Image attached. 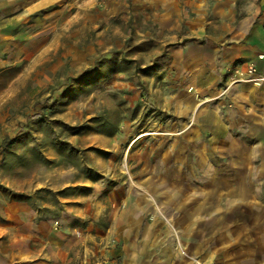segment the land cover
Returning a JSON list of instances; mask_svg holds the SVG:
<instances>
[{"label": "rangeland", "instance_id": "374dc122", "mask_svg": "<svg viewBox=\"0 0 264 264\" xmlns=\"http://www.w3.org/2000/svg\"><path fill=\"white\" fill-rule=\"evenodd\" d=\"M257 23L264 0H0V264H264V144L228 117L264 84L235 55Z\"/></svg>", "mask_w": 264, "mask_h": 264}, {"label": "crops", "instance_id": "0c3cea01", "mask_svg": "<svg viewBox=\"0 0 264 264\" xmlns=\"http://www.w3.org/2000/svg\"><path fill=\"white\" fill-rule=\"evenodd\" d=\"M253 16L246 18L248 22ZM245 35V42L236 45V56L242 57L246 62H254L259 70H264V29L257 23L249 28ZM228 117L236 118L238 113V125L244 127L246 132L254 133L264 144V84L255 86L242 82L235 84L229 91ZM236 113V114H235ZM235 114V116L233 115Z\"/></svg>", "mask_w": 264, "mask_h": 264}, {"label": "built area", "instance_id": "2783aa9c", "mask_svg": "<svg viewBox=\"0 0 264 264\" xmlns=\"http://www.w3.org/2000/svg\"><path fill=\"white\" fill-rule=\"evenodd\" d=\"M246 72L251 75L250 79L255 81L256 83L259 84L260 82L264 81V75H255L256 69L254 66L249 65L246 68Z\"/></svg>", "mask_w": 264, "mask_h": 264}]
</instances>
